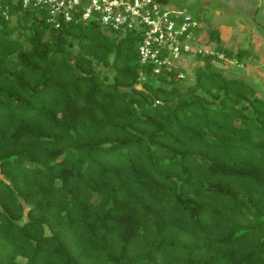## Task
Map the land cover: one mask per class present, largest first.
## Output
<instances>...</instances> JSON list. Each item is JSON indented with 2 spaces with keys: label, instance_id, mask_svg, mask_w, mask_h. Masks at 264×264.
<instances>
[{
  "label": "trees",
  "instance_id": "obj_1",
  "mask_svg": "<svg viewBox=\"0 0 264 264\" xmlns=\"http://www.w3.org/2000/svg\"><path fill=\"white\" fill-rule=\"evenodd\" d=\"M3 8L0 264H264V94L213 69L247 49L208 29L183 89L136 34Z\"/></svg>",
  "mask_w": 264,
  "mask_h": 264
},
{
  "label": "built area",
  "instance_id": "obj_2",
  "mask_svg": "<svg viewBox=\"0 0 264 264\" xmlns=\"http://www.w3.org/2000/svg\"><path fill=\"white\" fill-rule=\"evenodd\" d=\"M1 15L9 17L8 9L37 11L40 18L55 26L62 22L96 21L109 31L138 35L139 60L151 66L152 73L182 68L179 60L198 54L214 55L224 60L214 47H201L202 38L195 34L201 21L190 14L169 10L158 0H0ZM178 72V77H183ZM140 78L144 79L141 70Z\"/></svg>",
  "mask_w": 264,
  "mask_h": 264
},
{
  "label": "crops",
  "instance_id": "obj_3",
  "mask_svg": "<svg viewBox=\"0 0 264 264\" xmlns=\"http://www.w3.org/2000/svg\"><path fill=\"white\" fill-rule=\"evenodd\" d=\"M159 2L173 12L188 13L192 10L199 13L201 25L198 30L202 43H206L207 30L216 29L219 32L220 46L233 52L242 47L252 54L243 58L235 67L228 66L231 74H234L238 67L240 75L248 81L256 79L261 82L264 79V0ZM203 31L205 36L201 35ZM211 44V47H214V43Z\"/></svg>",
  "mask_w": 264,
  "mask_h": 264
},
{
  "label": "rangeland",
  "instance_id": "obj_4",
  "mask_svg": "<svg viewBox=\"0 0 264 264\" xmlns=\"http://www.w3.org/2000/svg\"><path fill=\"white\" fill-rule=\"evenodd\" d=\"M168 2L174 3V2H178V0H168ZM183 14H190V15H192L195 18H199L200 17V14L199 13H197L196 11H192V10L189 11L188 13H183ZM201 35L202 36H205V32L203 31L201 33ZM211 45H212L211 43H209V45L206 44V43H201V47H206V46H210L211 47ZM203 64H204V61L202 59H199L196 56H188V57L185 56V57H182L179 60V65H181V67L184 70V72H183V74H184L183 77L184 78H183V81L182 82L178 83V85L181 88L184 89L189 84H192L194 82L193 69L196 66H201ZM228 66L235 67L236 64L233 61H229V60L217 61V62H214L213 69L221 70L227 76H236V77L243 78L240 75V73H239V68L238 67H236V69L234 70V74H231L228 71ZM109 78L111 79V74H109ZM248 82H250L253 85V87L256 90V94L259 97H263L264 87H263L262 81L260 82L259 80H256L255 79L253 81H248Z\"/></svg>",
  "mask_w": 264,
  "mask_h": 264
}]
</instances>
